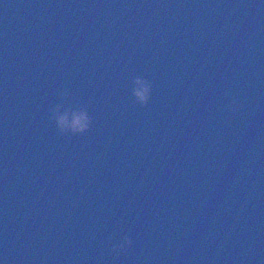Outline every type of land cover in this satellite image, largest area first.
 <instances>
[{"label":"water","instance_id":"water-1","mask_svg":"<svg viewBox=\"0 0 264 264\" xmlns=\"http://www.w3.org/2000/svg\"><path fill=\"white\" fill-rule=\"evenodd\" d=\"M0 264H264V0H0Z\"/></svg>","mask_w":264,"mask_h":264},{"label":"clouds","instance_id":"clouds-1","mask_svg":"<svg viewBox=\"0 0 264 264\" xmlns=\"http://www.w3.org/2000/svg\"><path fill=\"white\" fill-rule=\"evenodd\" d=\"M153 82L144 78L137 76L133 80L132 94L135 98L137 104L142 107H146L152 97ZM67 91L61 93V96L65 95ZM239 103L236 99H233L231 104L228 106L229 110L235 114L239 110ZM59 105L52 108L51 118L54 121L58 131L63 135H83L89 132L93 125V117L89 114L87 109L80 111L75 114L74 120L69 123L68 116L61 115L59 113ZM131 236H124L121 241L114 245L112 252L115 256H119L122 252L127 251L128 248L132 246Z\"/></svg>","mask_w":264,"mask_h":264}]
</instances>
